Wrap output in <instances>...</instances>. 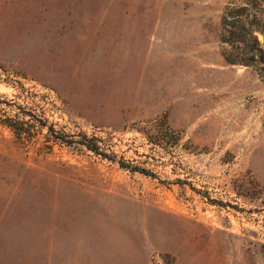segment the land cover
<instances>
[{"label": "rangeland", "instance_id": "1", "mask_svg": "<svg viewBox=\"0 0 264 264\" xmlns=\"http://www.w3.org/2000/svg\"><path fill=\"white\" fill-rule=\"evenodd\" d=\"M0 264H264V0H0Z\"/></svg>", "mask_w": 264, "mask_h": 264}, {"label": "trees", "instance_id": "2", "mask_svg": "<svg viewBox=\"0 0 264 264\" xmlns=\"http://www.w3.org/2000/svg\"><path fill=\"white\" fill-rule=\"evenodd\" d=\"M33 118L35 119V121L37 123L42 124L41 119H39L35 116H33ZM2 122H3V124H5L8 128H10L13 131L17 140H19L24 145H27L29 142H32V140L35 138L36 133L33 131V129L37 126L30 123V122L16 120L12 117H7ZM42 126H46V125L42 124ZM51 131H52V129H51ZM98 141L99 140H97L96 138L88 139L87 137L84 136V141H81L78 143L82 144L88 150L94 152L97 155H100L103 158L109 159L113 162H117V160H116L117 156L114 153L108 154L107 152H105L103 150V148L99 145ZM34 142L36 143V141H34ZM70 143H75V141H70ZM45 146L47 148H50V149L53 148L52 145H45ZM118 163H119L120 167L127 169V170H130L132 172H139V173L145 174L147 176L156 177V174L147 168H143V167H140L138 165H133L130 162L127 163L124 160L118 161ZM179 182H181V180H179Z\"/></svg>", "mask_w": 264, "mask_h": 264}]
</instances>
